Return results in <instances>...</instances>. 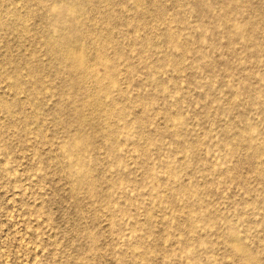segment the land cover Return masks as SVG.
I'll use <instances>...</instances> for the list:
<instances>
[{
	"label": "rangeland",
	"instance_id": "1",
	"mask_svg": "<svg viewBox=\"0 0 264 264\" xmlns=\"http://www.w3.org/2000/svg\"><path fill=\"white\" fill-rule=\"evenodd\" d=\"M0 264H264V0H0Z\"/></svg>",
	"mask_w": 264,
	"mask_h": 264
},
{
	"label": "bare ground",
	"instance_id": "2",
	"mask_svg": "<svg viewBox=\"0 0 264 264\" xmlns=\"http://www.w3.org/2000/svg\"><path fill=\"white\" fill-rule=\"evenodd\" d=\"M74 72V71H73Z\"/></svg>",
	"mask_w": 264,
	"mask_h": 264
}]
</instances>
